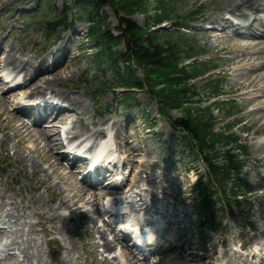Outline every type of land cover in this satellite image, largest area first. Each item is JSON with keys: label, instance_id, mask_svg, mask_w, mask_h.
Returning a JSON list of instances; mask_svg holds the SVG:
<instances>
[{"label": "rangeland", "instance_id": "obj_1", "mask_svg": "<svg viewBox=\"0 0 264 264\" xmlns=\"http://www.w3.org/2000/svg\"><path fill=\"white\" fill-rule=\"evenodd\" d=\"M2 3H5V5L0 11V45L5 51H2L3 53L0 52V60L4 59L10 45L15 47V55L22 58V60H36L48 55L49 52L53 50L54 46H57L60 43L63 37L71 35L70 39L67 41L68 48L65 47L70 51V54L66 59L64 58L65 61L58 69L59 72L61 70L62 83L57 84L58 86L55 90H71L74 94H79L81 101L87 107V111L81 116L80 121H78L79 123L75 121V115H67L69 116L68 121L63 125H60V136L65 144L68 141L65 140V130L68 126L69 128L74 127L72 130L73 132H79L77 130H80L84 125L89 124L90 120L97 121L104 118L109 120L107 122L108 125L106 126L108 128L107 137L106 139L99 141V145L106 147V150L108 151L113 150L116 146V143L113 141L114 129L109 124L113 121L120 123L121 139L126 138L128 143L129 140H132L134 144L142 146L147 149L149 153V168L146 169V174L143 175L144 183H141L139 189H135L136 193L139 192L141 196L143 195V198L145 197V200L150 203V207L159 197H163L165 200L164 202L167 205L175 204L179 212L176 222H178V219L182 221L181 224L172 226L168 235L169 233L174 234L179 226L182 229L185 228L184 230H188V233L191 236L190 242L195 246H193L194 250L190 251H193L194 255L196 254L198 257L203 258L202 260H205L200 262L196 257L197 261L194 264H208V261L212 262V264H238L240 259L244 260L245 264H264V235H261L260 232L261 226L264 225V204L262 200L264 196V157L259 158L253 149L254 143L264 141V135L260 129L256 130V128H253V126H256L255 120L258 115L253 112V114L249 113L253 108H263L264 104L260 106L255 104V107L254 104L249 105V103H251L249 101H254L255 98L260 99L261 96H264V92L255 96V93L249 94L246 91L243 92V90H236L237 88H235L234 84L240 81L242 76L250 73L251 70L248 64L244 65V67L242 64H226V60L229 58H241L245 56L247 52L240 50L229 54L221 51V48L232 47V43L230 41H225L221 36H217L220 38L217 40L214 38L216 33L211 30L210 21L212 20V17L220 12L219 7L222 4L221 0H178L175 4L170 3L175 15L173 17L178 16L183 22L182 24L184 28L180 29L179 33L183 34V38H187L191 41L194 50L196 51L193 54L198 55L205 67L209 68V71L205 75L191 82L192 85L199 88V93L198 96L189 98V101L191 102L190 105L193 108L200 109L210 107L211 115L216 121L214 127L215 132H226L225 126H227L226 124H230L231 128L227 130V133L229 132L237 137L238 144L244 146L248 154L246 159H244L243 168L238 175L239 181L236 180L233 182V185L237 186L243 195V197L240 198L241 205L237 207L232 204H227L224 198H219V200L212 198V219L209 220V224L206 226L204 224L203 227L201 226V219L196 215L197 210L194 205L195 194L192 192L193 183L198 176L203 175L205 171L202 162L195 154L189 152V150L185 148L182 141H180L182 133L171 128L169 121L166 119L167 117H163L159 114L158 101L155 98H152L146 91L135 90L134 92H130L127 96H133L134 99L129 103H123L125 97L124 91L113 90V75L104 65L98 66L96 64V60L93 56L94 51L90 49L91 42L87 38L86 19L84 14L82 15L80 12L77 0H0V4ZM146 4L147 9L152 13V9L156 6L155 2L153 0H147ZM101 10L106 15L107 21L110 23L112 29L118 25L119 18H126L122 12H115L114 9L109 6H105ZM193 13H197V16L195 17L196 21L190 22L189 20L192 18ZM62 14L68 16V19H74L72 21V27L61 31L59 34H52L46 31L44 27L45 25L42 22L44 20L52 19L55 16H62ZM127 19H130L131 22L141 29L147 28L150 24L152 26L153 23V19H149L145 14H142L139 11L135 12ZM173 22H175V19L170 22L167 21L152 26V34L159 37L161 43H165L166 35H172L173 33L175 35H172V37L176 35L179 36L180 34L174 31ZM207 26L210 27V29H206ZM75 29H79V32H77L78 34L73 33ZM225 31L226 32L223 36L225 38L231 37L230 29L228 28ZM256 32L258 31L256 30ZM114 33L116 32L114 31ZM122 48V45L119 46V49ZM67 63L69 64V67L64 70V64ZM189 63H186L185 66L190 67L191 64L189 65ZM255 63H258V61H253V64ZM4 74L0 70V79L3 81ZM43 75L45 74H39L36 77L29 76L26 78V83L22 88H16L10 91L11 93L19 90L20 93L16 100L14 99L15 102H10L11 108L17 107L21 97H24V95H21V92L34 84L38 77ZM9 76H14V74L9 73ZM137 76L142 78V75L139 72L137 73ZM19 78H23V74H20ZM212 80H220V93L218 96H213L207 89V82L209 83V81ZM97 82L98 84L99 82L104 83V85H101L103 86V90L96 88ZM43 93L45 94V92ZM11 96L12 95L8 96L9 100L12 99ZM24 102L25 101H23L22 104ZM217 103L219 105L229 103L230 106H235L233 111L234 116L229 117L227 114H224V109L226 107L219 106ZM1 108L2 106L0 105V110ZM166 113L167 116L172 119L180 118L184 115L183 110L176 109H167ZM128 114L133 116V121H125L124 123V117L129 116ZM196 114L197 111L194 110L192 115L195 116ZM255 131L256 134H252ZM12 136V130H0V179L3 181L2 184L0 183V191L5 192L7 189L6 193H10V196H13L19 201L21 196L28 197L29 194H31L32 187L35 185L29 181V172L27 170L24 171V173H18L19 165L13 157L15 149L13 148L14 139L11 141ZM1 139L4 140L3 143H1ZM26 146L29 148L31 144L29 146V143H26ZM9 148L12 150H9ZM18 149L24 157L27 156L28 153L26 148L19 145ZM64 150L62 152L69 150L68 146H66V150ZM226 150L227 148L224 147V145H219L217 147V151L220 154H224ZM59 153L61 152L59 151ZM117 154L119 155V159L121 157L123 162L125 161V165L117 166V176H107L104 181L105 184H103L107 185L113 181H119V177L124 175L127 181L122 189L127 190L131 186V180L133 179L134 173L130 165L126 163V157L122 155V153ZM32 158L35 159L40 167L43 166L44 169H42L46 171L47 175L49 174L48 176L52 186H50V194L47 195L43 188L38 189L40 192L39 194L43 196L44 200L46 199L44 206L49 209L57 210V215L63 220L67 221L69 214L72 217L69 222L67 221V228L69 227V235L72 236L71 238L77 246L76 256L78 257L80 264H99L98 261L100 256H92V249L87 245L89 241V236L85 229L87 228V225H84L81 219L77 218L73 213H70L72 209V201L70 198L73 194V191L69 189V183L71 182L69 181V183H66L61 181L58 176L35 155H33ZM141 160H143L142 157L136 156L134 163L139 164ZM260 160L262 161L260 162ZM222 161L223 158L218 160V163H222ZM61 163L65 165V162ZM11 168L17 172L14 178H11V175L13 174ZM77 171V178H81V171ZM5 176H8L9 178L7 185L9 186L10 184V186L8 188L5 187L4 184L6 181ZM14 182L16 183L14 184ZM146 183L147 185H145ZM19 187L20 189L18 190ZM67 189H69L70 192ZM146 189L153 193L156 191H162L163 189L165 191L163 190V193L155 198L152 197L148 191H145ZM252 192L256 194H252ZM63 193L65 194L63 195ZM57 194L63 196L64 201L67 203L66 207H62L59 199H56ZM52 196L54 197L52 198ZM254 196L261 197L256 198ZM109 199L110 198H106L105 200L97 201V206L101 209L109 207L110 205L107 203V200ZM159 207V209L153 208L152 211L154 212L151 216H148V218L154 221L160 219L161 223H158L155 229L161 227L160 230H163L162 227H166V221L169 215H167V217L165 216L163 209L164 206L160 205ZM82 209L81 211L88 210V212L92 211L91 213H94V206H83ZM183 209L185 211H183ZM36 210L39 211V207L36 208ZM182 211L183 213H181ZM185 212L187 215L183 217ZM29 216L32 217L30 219L33 223L37 222L36 217L33 215ZM163 216L165 218H163ZM104 218L106 217L104 216ZM117 219L116 222H118V224H116V227L123 222V219L120 216H118ZM101 225L102 222L97 221V226ZM3 227L6 228V226ZM36 228L39 236L38 238H41L38 244L43 248L41 252L43 264H57L61 256V252L59 251V247L62 245L61 238L57 235V237L44 235L40 227L37 226ZM261 230L264 231V228ZM168 235L165 237L168 238ZM53 237L55 238V242H50ZM108 238L111 240L113 239V236H109ZM157 238L158 237L155 239ZM112 241L116 244L114 240ZM216 241H219L220 243L215 244ZM121 246H126V243L122 242L116 247L115 251L105 253L104 255L107 256L108 254V257L110 258L119 256L120 252H118V250L120 251ZM249 251L256 252L260 258L249 259L248 257H245ZM168 252L169 251H165L164 253L155 252L150 254L147 259L152 264H155L157 261L161 262L157 264H169L174 253L172 252L168 254ZM10 253L14 254L15 252L13 251ZM158 257L162 258L159 259ZM164 260L165 262H162ZM174 263H177V261H174Z\"/></svg>", "mask_w": 264, "mask_h": 264}, {"label": "bare ground", "instance_id": "obj_2", "mask_svg": "<svg viewBox=\"0 0 264 264\" xmlns=\"http://www.w3.org/2000/svg\"><path fill=\"white\" fill-rule=\"evenodd\" d=\"M221 1L220 12L212 17L210 21L211 30L216 34L215 36L211 34L215 40L220 39L219 37L221 36L225 41L232 43V47L221 48V51L229 54L240 50L247 52L241 58H229L226 60V64H242L243 67L248 64L251 70L250 73L242 76L240 81L234 85L237 88L236 90H243V92L246 91L249 94L255 93L254 95L258 96L264 92V0ZM4 5L5 3L0 4V11L4 8ZM228 28L230 29L231 37L225 38L223 34ZM77 32H79V29L73 31L74 34H78ZM70 36L63 37L60 43L54 46L48 55L36 60L24 61L22 58L17 57L14 53L15 47L13 45L9 46L4 59L0 60V70L3 74L6 73L3 75L4 81L0 79V105L2 106L0 110V130H12L13 136L11 141L15 140H13V148L15 149L13 157L19 165V171H17L18 173H24L27 170L29 172V175L27 174L29 181L35 185L32 187L31 194L28 197L19 196V201L10 196V193L7 194V189L5 192L0 191V264H43L41 255L43 248L38 244L41 238H38L37 226L41 228L44 235H57L61 238L62 245H59L61 256L57 264H80L76 256L77 246L71 238L72 236L69 235V227L67 228V221L69 222L72 217L69 214L67 221L63 220L57 215V210L44 206L46 199L44 200L43 196L39 194L38 189L43 188L47 195L50 194L51 184L49 174L47 175L46 171L43 170V166L40 167L35 159L32 158L33 155L46 164L61 181L66 183L71 182L69 183V189L73 191V194L71 193L70 198L72 201L70 213H73L83 221L84 225H87V228H85L89 236V241L87 240L88 238L86 239L88 241L87 245L92 249V256H100L99 264H152L147 259L148 256L155 252L164 253L165 251H169L168 254L174 253L169 264H190L197 261V258L200 262L205 261L202 260L203 258L198 257V255H194L193 251H190L194 250L195 246L190 242L191 236L188 230H184L185 228L182 229L179 226L174 234L169 233L168 235L172 226L181 224L182 220L178 219V222H176L179 212L174 203L167 205L163 197L157 198L163 193L164 189L155 193L148 189L145 190L152 197L157 198L151 207L150 203L145 200V197L143 198V195L141 196L139 192L136 193L135 189H139L141 183H144L143 175L146 174V169L149 168V153L147 149L134 144L132 140H129L128 143L126 138L121 139L120 123L113 121L109 124L114 129L113 141L116 143V146L113 150L105 151V148L99 145V141L107 137L108 128L106 126L109 120L104 118L97 121L90 120L89 124L77 130L81 131L80 133L73 132L74 127L69 128L68 126L65 130V140L68 141L65 144L62 140L59 127L68 121L69 116L67 115H75V121L78 122L87 111V107L81 101L79 94H74L71 90H55L58 86L57 84L62 83L61 70L59 72L58 69L70 54V51L65 48H68L67 41L70 39ZM2 51H5V49L0 45V52ZM253 61H258V63L253 64ZM68 67V63L64 64L63 69L66 70ZM8 72L14 74V76L10 77ZM20 74H23V78L21 79L19 78ZM39 74L45 75L38 77L34 84L21 92V95H24V97H21L20 102H18V106L21 107L11 108L10 102H15L20 93L19 90L11 93L10 91L22 88L26 83L27 77H36ZM10 95H12L11 100L8 99ZM23 101L25 102L22 104ZM249 102H247L249 105L254 104L255 106V104H258L260 106L264 104V96H261L260 99L255 98L254 101L250 100ZM257 108H253L249 113H256L258 115L257 118L254 116L256 118V126H253V128H256V130L260 129L264 135V106L260 109ZM125 121L132 122L133 116H125L123 122L125 123ZM252 134H256V131ZM3 142L4 140L1 139V143ZM26 143H29V146L31 144V146L28 148ZM19 145L27 149L28 154L27 156L25 155L26 157L19 151ZM66 146L69 149L67 151H65ZM253 147L254 152L259 158L264 157V141L254 143ZM63 150L65 152H62ZM117 153H122L126 157V163L130 165L134 173L131 186L127 190L122 189L127 181L124 175L119 177V181H113L104 185L107 176H117L118 167L115 166V162L120 160ZM136 156H140L143 159L139 164L134 163ZM61 162H65V165ZM122 164L125 165V161H122ZM77 170L81 171V178H77ZM11 172H13L11 178H14L17 172L12 168ZM5 179L4 184L8 188L10 186V184L9 186L7 185L8 176H5ZM0 183H3L2 179H0ZM69 189L67 190L70 192ZM252 194L256 193L252 192ZM56 197V199H59L62 207L67 206L61 194H57ZM254 197L259 198L261 196ZM106 198H110L107 200L110 206L104 209L99 208L97 201L105 200ZM262 200L264 204V196ZM160 205L164 206L165 216L169 215L166 227H162L163 230H160L161 227L155 229L157 224L161 223L160 219L154 221L148 218L154 212L152 211L153 208L159 209ZM83 206H94V213H91L92 211L88 212V210L81 211ZM38 207L39 211L36 210ZM183 211L185 210L183 209ZM29 215L36 217L37 222L33 223L30 219L32 217ZM185 215H187L186 212L183 217ZM118 216L123 219V222L119 224L120 228L116 230L115 226L118 224L116 222ZM163 218L165 217L163 216ZM97 221L102 222V225L97 226ZM3 226H6V228ZM263 228L264 225L261 226V229ZM261 229V235H264V231ZM143 230L147 231V233L145 232L146 241L144 242V249H137L132 244L128 245V242L132 241L128 235L130 233L133 234L134 231L143 235ZM167 235L168 238L165 237ZM109 236H113V239L109 240ZM156 237L158 238L155 239ZM52 241L55 242L54 237L50 240V242ZM122 242H125L126 246L120 247V251L118 250L120 252L119 256L110 258L108 254L107 256L104 255L105 253L115 251L116 247ZM217 243L220 242L216 241L215 244ZM13 251L15 253L11 254L10 252ZM142 252L147 257L143 256ZM245 257L255 259L259 255L254 251H249ZM174 261H177V263H174ZM162 262H165V260ZM157 263L161 262H155V264ZM208 264H212V262L208 261ZM238 264H245V262L240 259Z\"/></svg>", "mask_w": 264, "mask_h": 264}, {"label": "trees", "instance_id": "obj_3", "mask_svg": "<svg viewBox=\"0 0 264 264\" xmlns=\"http://www.w3.org/2000/svg\"><path fill=\"white\" fill-rule=\"evenodd\" d=\"M153 1L156 6L152 13L147 9V0H77V4L86 19L87 38L91 42L90 49L94 51L96 64L104 65L113 75V90L124 91L123 103L134 99L133 96H127L130 92L146 91L158 101L159 114L167 117L171 128L182 133L180 141L185 148L202 162L205 171L193 183L192 192L195 194L196 215L201 219L203 227L212 219V198H224L227 204L237 207L241 205L240 198L243 195L233 182L239 181L238 175L248 154L246 148L238 144L237 137L227 133L231 128L230 124H226V132H215L216 121L211 115L210 107L200 109L190 105L189 98L198 96L199 93V88L191 82L205 75L209 68L205 67L198 55L193 54L196 51L191 41L179 33L184 28L183 22L178 16L173 17L175 15L170 6V3L175 4L178 0ZM105 6L111 7L115 12H122L126 17L119 18L114 29L101 10ZM137 11L153 19L152 26L175 19L174 31L181 36L172 37L175 35L173 33L166 35L165 43H161L160 38L152 34L151 24L141 29L127 19ZM196 16L197 13H193L189 21H196ZM67 17L62 14L42 23L49 33L59 34L73 25L74 19ZM121 45L123 48L119 49ZM186 63L191 64L190 67H186ZM138 72L142 78L137 76ZM101 85L104 83L97 82L96 88L103 90ZM206 86L213 96L219 95L220 80L209 81ZM220 105L226 107L224 114L234 116L235 106H230L229 103ZM167 109L183 110L184 115L172 119L167 116ZM194 110L197 111L195 116L192 115ZM219 145L227 148L224 154L217 151ZM222 158V163H218Z\"/></svg>", "mask_w": 264, "mask_h": 264}]
</instances>
